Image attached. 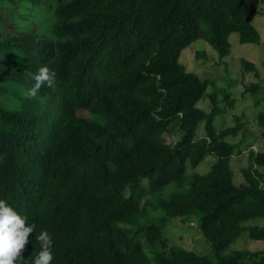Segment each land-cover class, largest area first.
Here are the masks:
<instances>
[{
  "label": "trees",
  "instance_id": "16d2710c",
  "mask_svg": "<svg viewBox=\"0 0 264 264\" xmlns=\"http://www.w3.org/2000/svg\"><path fill=\"white\" fill-rule=\"evenodd\" d=\"M42 10L49 16L32 25ZM256 14L253 0H0V198L35 223L26 264L41 250L42 230L54 240L52 264H264V251L224 254L244 232L264 241V150L249 151L236 186V145L227 139L243 122L235 116L233 126L215 129L224 111L216 93L209 112L197 106L210 81L179 62L198 39L219 58L230 54L233 33L260 44ZM45 64L55 72L51 87L27 95ZM241 65L258 76L253 63ZM261 90L259 82L245 87ZM257 124L264 146V112ZM207 156L215 161L206 173L187 175ZM144 178L150 193L185 189L141 205ZM151 206L166 217L141 224ZM194 214L211 254L168 246L162 236L167 218ZM255 218L261 226L243 225Z\"/></svg>",
  "mask_w": 264,
  "mask_h": 264
},
{
  "label": "rangeland",
  "instance_id": "374dc122",
  "mask_svg": "<svg viewBox=\"0 0 264 264\" xmlns=\"http://www.w3.org/2000/svg\"><path fill=\"white\" fill-rule=\"evenodd\" d=\"M47 4L48 1L44 0ZM253 4L257 10V14L251 17V24L255 27L260 35V44H241L238 41V35L233 33L228 40L231 45L229 55L219 58L217 51L212 48L207 42L198 39L191 43L188 47L181 51L179 62L184 65L186 71L195 73L201 80H208V84L204 97L197 103V106L206 113L211 110V102L209 95L216 93L218 107L224 109L223 112L217 114L213 119V126L217 130L233 126L234 117L237 116L243 122L244 129L235 137L227 139L228 142L236 145L235 153L229 161L230 169L233 173L234 184L240 185L244 182L241 169L247 166V156L249 151L264 150L260 133L263 130L257 124V115L264 112V102L261 101L255 105V101L263 97L264 91V0H253ZM47 16V12L42 10L40 19L32 23L37 26L42 24L41 20ZM49 16V15H48ZM48 19V18H47ZM11 22V17L7 19ZM49 20V19H48ZM16 27V25H14ZM6 29V28H4ZM44 30H47L46 28ZM246 60L254 64L258 76L253 72L243 70L241 61ZM259 82L261 91L255 95L246 92L245 87L251 83ZM228 99L234 103L227 106ZM12 99H14L12 97ZM8 104L7 102H5ZM80 115H86L85 112H80ZM203 126L201 123L196 131V137L203 134ZM167 143H174L177 137L174 135H165ZM215 161L214 156H207L195 169H187V175L192 172L204 174L209 170L212 162ZM257 170L262 174V184L264 186V166L257 167ZM148 179L144 178L140 184V189H145V194L141 199V205L146 199L156 203L159 199H169L174 192L181 191L185 187H178L175 184H169L162 191L150 193L147 189ZM201 214H194L190 217H175L167 218L162 226V236L166 239L168 246H177L187 250H191L198 255L211 254L209 242L201 234L198 224ZM165 218L163 210L160 208L153 209L151 206L149 214L140 222L159 224L161 218ZM244 226L262 225V220L259 218L246 221ZM247 233L239 235L237 240L224 251V254L231 250H248L264 251V241H254L247 238ZM147 253L151 249L144 244ZM161 251L159 247L156 249Z\"/></svg>",
  "mask_w": 264,
  "mask_h": 264
},
{
  "label": "clouds",
  "instance_id": "9594fccd",
  "mask_svg": "<svg viewBox=\"0 0 264 264\" xmlns=\"http://www.w3.org/2000/svg\"><path fill=\"white\" fill-rule=\"evenodd\" d=\"M33 85L27 95L35 97L41 85L51 87L55 80V72L48 65H42L32 74ZM35 231V223L26 222L21 215L5 199L0 198V264H26L22 251L29 243V235ZM41 250L34 260V264H52L54 259V240L47 230H42L38 237Z\"/></svg>",
  "mask_w": 264,
  "mask_h": 264
}]
</instances>
